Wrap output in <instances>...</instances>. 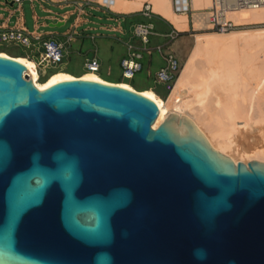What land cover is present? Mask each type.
I'll return each mask as SVG.
<instances>
[{"label":"water","instance_id":"95a60500","mask_svg":"<svg viewBox=\"0 0 264 264\" xmlns=\"http://www.w3.org/2000/svg\"><path fill=\"white\" fill-rule=\"evenodd\" d=\"M158 113L0 56V264H264V163Z\"/></svg>","mask_w":264,"mask_h":264},{"label":"bare ground","instance_id":"6f19581e","mask_svg":"<svg viewBox=\"0 0 264 264\" xmlns=\"http://www.w3.org/2000/svg\"><path fill=\"white\" fill-rule=\"evenodd\" d=\"M156 1L161 17H164L166 20L171 22L180 31H185L188 29L187 18H182V16L186 15L175 14L172 10L171 0ZM193 1L196 2L198 4L196 6L199 7H202L207 3L210 4V0ZM114 2V0L111 1L110 8L114 4ZM149 3L152 5L150 1ZM191 3L192 8L194 9L192 0ZM153 13L155 12L153 11ZM193 17L195 22L197 15H194ZM232 18L236 22L259 23L264 21V10L258 9L252 11H240L232 15ZM194 27L198 28L197 23H195ZM231 32H229L230 34H220L221 36L195 35V43L190 53V56L188 57L184 67L182 66L183 69L181 68L178 77L174 81L172 90L165 100L160 99L161 97L159 98L156 93H154L152 90H146L139 93L142 96L152 100L159 109L158 117L152 125L153 129L157 128L160 123H162L167 118L169 114H173L188 120L194 126L195 130L205 138V140L208 142V144L213 150L228 157L235 164L238 162V151L239 162L247 164L248 162L255 160L264 163V149H262V147L261 149H258L257 147L256 149L251 150L249 148L251 147L249 141V138L251 137L248 136V132L246 131L248 127H251L249 120H255L254 118L257 114V116H259L260 114L264 115V103L262 104L260 102L262 101V98L264 99V29L255 31H245L237 34ZM219 43L223 47H229L233 46L235 43H241L239 44L240 46L242 45L244 48H248L251 50V64L253 65V68L251 74L249 73V79L251 80L252 88L249 90L248 99H246L243 103L232 98L229 94H227L226 90H224L223 87L220 86V84L217 82L218 76L215 73L216 71H214L211 66L212 63L210 65L206 60V54L212 53L209 52V48L214 47V45H217ZM235 46L237 47V44H235ZM242 46L241 50L244 49L242 48ZM238 49H240L239 46ZM230 50L228 48V51ZM244 51L246 52L245 49ZM241 53H243V51H241ZM0 56L6 58H13L3 52H0ZM208 57H210V55ZM13 59L22 63L26 67L31 80L39 90L47 89L48 87L56 83L64 81L62 78H59L56 82H49L42 88L38 85V74L35 68L29 64H26V62L20 60V58ZM258 62L262 64V68L258 74H254L253 72L256 63L258 70ZM245 64H247V62ZM87 73L88 77L86 79L79 77L76 79L95 81L109 85H117L119 87L135 91L133 89L134 87L132 88L127 83H110L102 79L95 73ZM228 79L230 81L233 78L230 76ZM227 81L225 82V86L229 85V81ZM246 101H249V103L246 104ZM240 107L241 111H245V113L247 114L245 115L244 113L246 118L245 120H237L235 118L236 115L234 114V112L240 109ZM260 117L262 118V116ZM239 125H241V137ZM257 136L254 138L255 141H262V138ZM262 142L264 143V141Z\"/></svg>","mask_w":264,"mask_h":264},{"label":"rangeland","instance_id":"374dc122","mask_svg":"<svg viewBox=\"0 0 264 264\" xmlns=\"http://www.w3.org/2000/svg\"><path fill=\"white\" fill-rule=\"evenodd\" d=\"M27 1L28 0H25V7H27ZM78 1H89V0H78ZM90 1H93L91 2L93 5L98 6V2H100L101 0H90ZM114 1H115L114 4L111 6V9L113 10V12L119 13V14L134 15L130 17L133 22H147L148 21L147 19L144 18V16L140 12V9L144 1H147V2L150 1L153 5V11L156 14L160 15L156 0H121L124 2H121L119 0H114ZM192 2H193L194 9H202V8H206L207 6H209V3H207L208 5L205 4L204 6L199 7V6H196L198 5L196 2H194L193 0ZM260 10H264V9H260ZM182 18H187V17L182 16ZM189 19H190V16H189ZM151 21L155 25V31L157 32L167 31L166 26L162 22H160L158 19L153 18ZM190 23H191V19H190ZM238 23H245L247 25L244 27L238 28L231 33L237 34V33L245 32V31H255V30L264 29V21L259 22V23H254V22H251V23L250 22L249 23L248 22H238ZM49 29L57 31V32H61L62 30L65 29V27H49ZM187 33L190 35V37H188L186 34H177L172 39L154 37L151 39V41H152V44H158L162 48V53L164 55H167L170 52L174 54L176 58L179 60L180 66L182 65L184 67L188 58L186 59V61L184 60L187 56V53L191 45L194 46L196 36H202V35L219 36L220 35L214 32H193L191 28V24H190L189 32ZM117 37L125 38L119 35ZM135 43L140 44L138 40H136ZM235 44H237V47L235 46ZM235 44L233 46L223 47L219 43L217 45H214V47H210L209 49L211 51L209 50V52H212V53L206 54V60L208 61L210 65L212 63L211 66L214 69V71H216L215 73L218 76L217 82L220 84V86L223 87V89L226 90L227 94H229L232 98L243 103L246 99H248L249 90L252 88L251 80L249 79L252 68H253V65L251 64L252 55H251V50L248 48H244L242 45H241L242 48H244L247 53L244 51V49L241 50V46L239 45L241 43H235ZM238 46L240 47V49H238ZM72 48L74 50L79 48V43L72 44ZM228 48L229 50L231 49L232 51L231 50L228 51ZM24 50L25 48L23 46L11 44V43L2 44V46L0 47V51H3L4 53L10 56L22 54ZM238 50L240 54L238 53ZM82 51L84 53L88 52L89 55H92L93 53L96 52L97 57L102 62L101 69L98 73V75L102 79L110 83H115L117 82V80H120V77H121V70L119 67L120 60L126 56L127 52L123 44L119 42L117 38L109 39L107 42L99 38H96L95 40L87 39L83 43ZM241 51H243V53H241ZM209 55L210 57H208ZM20 60L26 62V64H29L35 68L38 74V81H37L38 85L42 88L45 85H47L49 82H54V81L56 82L59 78H62L64 81L78 78L74 76L75 74L83 73L81 76H79V78H83V79H86L88 77V73L85 72L83 68V57L77 54H70L69 59H64L59 64L50 65L45 69V72L39 71V73L37 71L36 65L32 61H29L24 58H20ZM246 62L247 64H245ZM258 63H259L258 70H257V63L255 64V68L253 72L254 74L256 73L258 74L262 68V64L260 62ZM143 64H144V67L140 73L136 74L132 80H126V82L130 84L131 86H133L135 89H143V88H147L153 85V73L157 70V68L160 65H163V60L158 53H154L149 60L147 56H145L143 59ZM108 68H109V74L107 75ZM147 69L150 71L151 75L147 74ZM58 70H63L66 72L60 71V72H56L50 75L51 73L58 71ZM230 76L233 79L229 81L228 78ZM227 80L229 81V85L225 86V82ZM171 84L172 82L158 84L157 94L161 98H164ZM261 100L262 101L260 102L263 104L264 99L262 98ZM245 103L247 104L249 103V101H246ZM244 113L245 111L242 112L241 107H240V109L234 112V114L236 115L235 118L237 120H245L246 119L245 115L247 114L245 113L244 115ZM257 115L254 118L255 120H252V121L249 120L251 127H248L246 129V131L248 132V136L251 137L249 138V141L251 144V147L249 148L251 150L256 149L257 147L258 149H261V147L262 149H264L263 148L264 143L262 142L264 141V118H263L264 115L263 114L262 115L260 114L259 116ZM260 116H262V118ZM256 136L262 138V141L261 140L255 141L254 138ZM261 143L263 144V146Z\"/></svg>","mask_w":264,"mask_h":264},{"label":"crops","instance_id":"0c3cea01","mask_svg":"<svg viewBox=\"0 0 264 264\" xmlns=\"http://www.w3.org/2000/svg\"><path fill=\"white\" fill-rule=\"evenodd\" d=\"M131 16L134 15L119 14L113 11L100 9L99 6H95L88 1L28 0L27 7H25V0H23L21 5L19 6L13 3L12 0H0V27L2 30H8L12 28L24 29L27 33H30L32 36L35 35L41 36L39 41H36L33 39V37H31L32 46L30 48H25L22 54L11 56L13 58L27 59L29 61H32L35 65L38 64L40 54L42 53L41 43L47 40L60 42L64 45L62 61L64 59H69L70 54H77L83 57V63L86 59L92 57H96L99 60V58L96 55V52L93 53L92 55H89L88 52L84 53L82 51L83 43L87 39L95 40L96 38H99L107 42L109 39L117 38V40L123 44L125 49L127 43H131L138 48H142L141 44L135 43L137 39L133 38L132 36V27L134 24L139 22H133L132 19L130 18ZM186 17H187L188 29L186 31H180L175 27V25L167 21L165 18L157 14H154L150 19V21L153 18L158 19L166 26L167 31H160V32L155 31V25L151 21L154 25V34L150 38V43L148 47L150 49H154L155 47L159 46L158 44H152L151 39L154 37L169 38L168 36L170 34H186L188 37H190V35L187 32H189L191 23L189 16ZM55 24H58V27H65V29L62 30L61 32H57L49 29V27H55L53 26ZM118 35L123 36L125 38H119L117 37ZM78 43H79V48L74 50L72 48V44H78ZM1 46L2 45H0V47ZM192 46L193 45H191L184 61H186V59L189 57L191 50L193 48ZM154 53L157 52L153 50L150 54H148L145 51H143V58H142L143 67H144L143 64L144 57L147 56L149 60ZM158 54L163 60V65H160L157 68V70L165 65V56H166L162 53V49L161 52ZM99 62L100 65H102V62L100 60ZM48 66L40 67V70L39 68L38 70L45 72V69ZM60 71L63 70L55 71L50 75ZM156 71L153 73V85L147 88L135 89L133 88V86L128 84L126 80L122 78V76L120 77V80H117V82L115 83L116 84L127 83L137 92L152 90L160 98V96L157 94V85L162 83L156 82L155 80ZM82 74H75L74 76L79 77ZM108 74H109V68L107 75ZM147 74L151 75L148 69H147ZM173 85L174 83L171 84L166 96L160 99L165 100L169 96Z\"/></svg>","mask_w":264,"mask_h":264},{"label":"built area","instance_id":"2783aa9c","mask_svg":"<svg viewBox=\"0 0 264 264\" xmlns=\"http://www.w3.org/2000/svg\"><path fill=\"white\" fill-rule=\"evenodd\" d=\"M33 1V0H30ZM112 0H101L98 6L102 9L112 11L110 8ZM16 5H21L23 0H12ZM93 2V1H88ZM172 10L177 15L190 16L191 28L193 32H214L217 34H225L244 27L247 24L238 23L232 15L240 11H252L264 9V0H210V4L206 8L193 9L191 0H171ZM142 15L148 19L147 22H139L132 27V36L137 39L142 48H138L131 43L126 44V56L120 60L121 76L124 80H132L136 74L143 69L142 58L143 51L150 54L153 50L157 53L161 52V47L157 46L154 49L148 47L150 38L154 34V25L150 21L155 14L152 11V5L144 1L140 9ZM194 15H197L194 22ZM197 23L198 28H195ZM177 34H170L169 38H174ZM31 37L39 41L41 36H32L24 29H8L2 30L0 27V45L15 44L30 48L32 46ZM42 53L39 57V62L36 65L39 73L40 67L58 64L63 59L64 45L60 42L51 40L41 43ZM39 68V70H38ZM83 68L86 72L95 73L98 75L101 65L96 57L88 58L83 63ZM182 66L179 60L171 52L165 56V65L159 68L155 73L157 83H167L176 80ZM99 76V75H98Z\"/></svg>","mask_w":264,"mask_h":264},{"label":"trees","instance_id":"16d2710c","mask_svg":"<svg viewBox=\"0 0 264 264\" xmlns=\"http://www.w3.org/2000/svg\"><path fill=\"white\" fill-rule=\"evenodd\" d=\"M85 72H86V71H85ZM85 72H84V73H85ZM49 76H50V75H49ZM49 76H48V77H49Z\"/></svg>","mask_w":264,"mask_h":264}]
</instances>
